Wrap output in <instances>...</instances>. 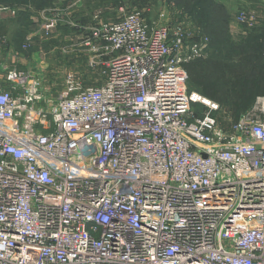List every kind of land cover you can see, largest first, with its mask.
Returning <instances> with one entry per match:
<instances>
[{
  "label": "built area",
  "instance_id": "built-area-1",
  "mask_svg": "<svg viewBox=\"0 0 264 264\" xmlns=\"http://www.w3.org/2000/svg\"><path fill=\"white\" fill-rule=\"evenodd\" d=\"M62 5L42 30L78 29L102 81L70 73L53 97L5 70L0 264H264V98L226 130L187 86L185 65L210 46L190 18L151 22L131 5L84 24Z\"/></svg>",
  "mask_w": 264,
  "mask_h": 264
},
{
  "label": "rangeland",
  "instance_id": "rangeland-1",
  "mask_svg": "<svg viewBox=\"0 0 264 264\" xmlns=\"http://www.w3.org/2000/svg\"><path fill=\"white\" fill-rule=\"evenodd\" d=\"M158 1V2H156ZM197 1L200 0H187L185 2L184 6H179L177 4V7H173L172 4L170 6L167 0H88L84 1V3L79 6L77 3V0H53L52 3L47 6L45 9L39 10L36 6L32 4L31 1L29 3H23L20 6H17L18 11L20 10H27L32 14V17L30 19L31 23L34 21H37V27L35 29V37L32 39L33 44L31 43L29 46V41L25 39H18L19 41H22L21 47H23V50H19L17 47L19 45L15 46L16 41L13 37H11L13 34H7L5 37V40H2L0 42L1 46L4 48H0V57L2 60H5L7 62L9 58V53L14 55V53H11L10 51H7L6 49H13L16 50L17 53H22V56H16L18 57L19 61L16 60L14 64H11V66L8 67V69H12L16 67L18 69H21L22 71H28L34 73L41 81L45 83V88L49 91V95L53 97H58L59 94L62 91V84H64L67 72L70 71L72 68L77 67L76 69L82 70V71H88L87 67V59L88 54L86 49H80L79 47H75L73 53V57L76 58V62H73L74 60L68 59V54L70 53L68 51V46H70V42L68 40H65V38L71 37L73 45L77 41L79 44L81 39L77 36H81L78 32V29L73 28L67 24L60 23L59 26L53 29V31L50 33V35H46L45 32L42 30V28L45 26L43 23L45 22V19L50 17L52 9L55 7L57 3L62 2L63 10H67L70 14H64L63 20L71 21L70 19H78L81 23H87L86 21L90 19V16L92 17L95 11H101L102 12V18L106 20H112L120 18V16L124 13L123 10H128L131 8V5L135 8H137V11H140L142 15L144 16L145 20L147 21H156L158 17L160 18V15L164 13V15H167V19L170 24H174L179 17H183L181 14L185 17L191 18V21H194L195 27L199 31L200 37H207L210 39V49H208L206 53V58H208L211 53V47L215 45L213 42L214 34L218 32L213 33H207L205 30L204 25L202 24V21L196 17L197 14L193 11L191 12L190 9L195 7V4ZM218 6L222 8H217V13L220 15V17L217 19H223V22L225 19L228 21V26H223V30L227 31L229 39H232L233 41H236L242 34V29L244 27H247V25H239L238 24V17L241 13H247L249 17H251V21H256L258 19L264 20V0H214ZM259 1V2H258ZM89 2V4H87ZM1 4H7L9 3H1ZM87 4V5H86ZM179 10V11H178ZM165 11V12H162ZM93 12V14H92ZM162 12V13H161ZM7 16H11V13L3 12L0 13V22L6 21ZM70 18V19H69ZM30 26L26 29L27 31H30ZM25 32V31H24ZM226 36L224 39H228ZM77 38V39H75ZM218 39V35H217ZM216 39V40H217ZM216 42V41H215ZM76 45V44H75ZM217 46V44L215 45ZM6 48V49H5ZM217 49L219 47L217 46ZM87 54V56H86ZM30 56V57H29ZM19 62L16 66L15 63ZM10 64V61L7 62ZM32 67H36L33 69ZM31 69V70H28ZM65 72L64 74H59L60 72ZM73 71V70H71ZM76 71V70H75ZM39 74V75H38ZM67 74V75H66ZM52 75H57L59 77V80L56 82V86L50 87L46 86L48 77H51ZM89 77H92L94 83L93 85L97 84L95 81H98L99 83L102 81V76L98 72H91L89 71ZM54 81V79L52 80ZM51 84V83H49ZM89 84V83H88ZM92 86V85H91ZM50 88H53L51 90ZM259 98V97H258ZM257 98V99H258ZM260 98H264V96H261ZM256 99V102H257ZM256 104V103H255ZM254 104V107H255ZM253 107V108H254ZM194 108H201L200 105H194ZM261 111V108L259 109ZM259 110H257V114H260ZM223 108L221 106V114L223 115ZM230 121V119L228 120Z\"/></svg>",
  "mask_w": 264,
  "mask_h": 264
},
{
  "label": "trees",
  "instance_id": "trees-1",
  "mask_svg": "<svg viewBox=\"0 0 264 264\" xmlns=\"http://www.w3.org/2000/svg\"><path fill=\"white\" fill-rule=\"evenodd\" d=\"M29 1L42 10L53 0H0V6H9L16 11L15 16L1 22L0 42L7 34H13L11 37L16 41L15 46L19 45L17 48L23 50L22 41L18 39H25L24 31L31 25L32 14L28 9L18 11L17 6ZM167 1H170L169 6L177 7L178 4L181 7L187 0ZM215 5L222 8L214 0H200L190 9L197 14L199 22L203 20L207 33L218 32L214 34L213 42L219 49L212 45L208 58L185 65L187 86L190 92H197L222 106L224 112L223 115L219 113V120L226 130H231L242 115L253 109L256 99L264 96V24L253 29L244 27L241 36L233 41L223 30V26L229 25L227 19L224 22L223 19L215 20L220 17ZM226 36L228 39H224Z\"/></svg>",
  "mask_w": 264,
  "mask_h": 264
},
{
  "label": "crops",
  "instance_id": "crops-1",
  "mask_svg": "<svg viewBox=\"0 0 264 264\" xmlns=\"http://www.w3.org/2000/svg\"><path fill=\"white\" fill-rule=\"evenodd\" d=\"M86 1H88V0H85V2ZM259 2V1H258ZM87 4H89V2H87ZM86 4V5H87ZM98 11V10H97ZM97 11H95V12H97ZM162 12H165V11H162ZM161 12V13H162ZM92 14H93V12H92ZM9 17H11V16H7V18H9ZM165 18H167V15L165 14ZM90 19H91V16H90ZM90 19H88L86 22H89L90 21ZM38 21V20H37ZM37 21H34L33 20V22L31 23V25H30V31H27V30H25V33H26V40H29V39H31V43L33 42V38L35 37V33H36V31H35V29H36V27H37ZM157 21H159V17H158V19L155 21H151V22H157ZM0 24H1V22H0ZM264 24V20L263 19H258L256 22H255V24H254V26L253 27H249V26H247L246 28H248V29H253V28H257V27H259V26H262ZM75 39H77V38H75ZM65 40H68L70 43V46H68V51L70 52L69 54H68V57H66V58H68V59H72V60H74L73 62H76L75 60H76V58L75 57H73L72 55H73V51H74V46H75V44H77L78 42L76 41L75 42V44L73 45V43H72V40H71V37H68V38H65ZM34 43V42H33ZM32 43V44H33ZM0 48L1 49H3L4 50V48L1 46V44H0ZM6 49V48H5ZM7 51H10L11 53H14V55H12L11 56V54L9 53V58H8V60H7V62H9L10 61V64H8L5 60H2L1 59V57H0V81L2 82V80H3V78H4V73H5V70L6 69H8V67L9 66H11V64H14V62H16V60H18L19 61V59H18V57H16V56H22L23 54L22 53H17L16 52V50H13L12 48L11 49H6ZM5 51V50H4ZM86 56H87V54H86ZM30 57V56H29ZM17 61V63H15V66L19 63ZM87 61H88V59H87ZM18 66V65H17ZM17 66L16 67H14V68H17ZM33 69H35L36 67H32ZM77 67H74V68H72L71 70H73V71H68L67 72V74L69 75L70 73H73V74H76L77 76H78V78L80 79V80H82L83 81V83L86 85V86H97V85H99L100 83L98 82V81H95L97 84H95V85H93V79H91L92 77H89V71H90V69H88V71H80V70H78V69H76ZM11 69V68H10ZM18 69V68H17ZM19 70H21V69H19ZM28 70H31V69H28ZM76 70V71H75ZM65 72H60L59 74H64ZM66 74V75H67ZM39 75V74H38ZM67 75V76H68ZM54 79V81H52ZM59 80V77H57V75H52L51 77H48V79H47V83L48 84H46V86L48 85V86H52V87H54V86H56V82ZM49 83H51V84H49ZM89 83V84H88ZM61 86H63V84L61 85ZM51 89V88H50Z\"/></svg>",
  "mask_w": 264,
  "mask_h": 264
}]
</instances>
